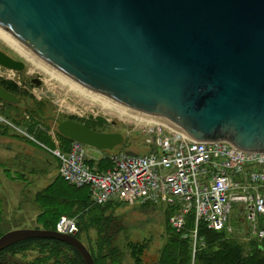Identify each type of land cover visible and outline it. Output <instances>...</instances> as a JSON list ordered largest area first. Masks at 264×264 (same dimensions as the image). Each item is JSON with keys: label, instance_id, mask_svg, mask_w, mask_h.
I'll use <instances>...</instances> for the list:
<instances>
[{"label": "water", "instance_id": "95a60500", "mask_svg": "<svg viewBox=\"0 0 264 264\" xmlns=\"http://www.w3.org/2000/svg\"><path fill=\"white\" fill-rule=\"evenodd\" d=\"M0 29L108 101L197 142L264 153V0H0ZM0 66L25 67L3 51ZM0 101L25 103L1 85ZM55 123L60 135L97 150L124 141L74 120ZM37 238L63 242L94 264L78 238L51 230L7 231L0 252Z\"/></svg>", "mask_w": 264, "mask_h": 264}, {"label": "built area", "instance_id": "2783aa9c", "mask_svg": "<svg viewBox=\"0 0 264 264\" xmlns=\"http://www.w3.org/2000/svg\"><path fill=\"white\" fill-rule=\"evenodd\" d=\"M1 71L0 78L5 79L13 72ZM143 118L142 133L150 151L134 156L123 151L112 154L111 167L104 172L90 168L86 147L79 142L72 141L65 152L59 147L49 149L1 116L0 124L49 152L58 162L60 177L72 186L87 187L93 204L174 200L181 203L169 219L176 231L193 212L195 229L203 221L210 230L228 233L232 232L228 219L233 205L241 208L251 225L252 238L263 240L264 228L259 227L258 220L264 217V153L243 152L225 142H197L157 118ZM55 231L76 235V220L61 215Z\"/></svg>", "mask_w": 264, "mask_h": 264}, {"label": "rangeland", "instance_id": "374dc122", "mask_svg": "<svg viewBox=\"0 0 264 264\" xmlns=\"http://www.w3.org/2000/svg\"><path fill=\"white\" fill-rule=\"evenodd\" d=\"M0 51L24 63L25 67L22 71L12 72L10 75L3 71V74L10 77L0 79L14 82L21 88L24 94L19 97L24 98L25 103L18 104V110L26 120L32 117L27 109L39 111L42 120L33 121L37 122L36 128L45 131L54 146H60L56 120L69 119L88 125L91 120L98 118L103 119L107 125L104 131L120 133L124 142L111 151L85 146L87 164L90 162L88 165L92 168L98 169L97 163L104 159L111 163L110 155L121 151L131 150L138 155L150 151L151 146L145 144L142 133V121L145 122L143 120L145 115L132 113L126 108L119 111L117 107L106 106L90 94H83L77 89L70 88L66 83L27 61L1 39ZM1 70L4 69L0 68V73ZM33 79H37L39 84L33 83ZM5 120L16 126L10 119ZM16 127L31 134L21 126ZM6 128L0 127V211L4 226L2 230L33 228L38 214L37 207L32 202L33 196L58 177L56 163L50 155L34 146L25 137L18 135L14 129ZM17 176H20V179ZM174 204L179 211L181 203ZM106 208L105 218H108V221L113 220L111 225H117L116 228L109 230V234L114 236L115 234L112 233L118 228L123 229L115 235V244L123 254L122 264H134L129 243L144 246L140 255L141 264H154L170 230L165 203L140 205V200L137 199L134 204H114ZM228 225L232 228L230 233L232 237L241 241L252 238L251 225L246 221L241 208L232 205ZM258 225L262 226V220H258ZM80 240L86 248L95 250L97 233L94 229L86 231L85 234L80 235ZM25 258L32 257L29 254Z\"/></svg>", "mask_w": 264, "mask_h": 264}, {"label": "trees", "instance_id": "16d2710c", "mask_svg": "<svg viewBox=\"0 0 264 264\" xmlns=\"http://www.w3.org/2000/svg\"><path fill=\"white\" fill-rule=\"evenodd\" d=\"M0 85L18 98L24 94L14 82L0 79ZM18 106L8 103L2 105L0 101V116H3L4 119H10L16 126H21L33 134L32 137L47 148L54 149L55 146L50 137L46 136L45 131L36 128L37 122L33 121L38 120L39 122V120H42L40 112L27 109L32 117L30 120H26L25 116L18 110ZM0 125H3L0 127L5 129L8 127L4 124ZM83 125L96 132L104 131L103 129L107 126L103 119H94L90 121V124ZM58 136L60 137V146L58 147L61 151H67L72 140L59 133ZM29 141L50 155L55 160L58 170L57 160L34 141ZM96 166L99 168H93L95 171L104 172L111 167V163L104 159L99 161ZM5 171L8 173L7 170ZM17 178L20 179V176H17ZM32 202L38 210L36 225L33 228L54 231L55 224L61 215L74 218L78 226V233L75 237L79 240L80 235L85 234L86 231L94 229L97 233L95 250L87 248L94 264L123 263V254L115 244V235L123 229L118 228L116 232L112 233L115 234L114 236L109 234V230L116 228L117 225H111L113 220L108 221L104 212L107 206L120 205L124 202L110 201L103 205L93 204L87 187L72 186L65 182L59 174L50 184L34 194ZM174 203H176L174 200H168L165 203L168 222L170 217L178 212V208ZM143 204L154 205L157 203H142L140 205ZM260 220H262L261 228H264V217H261ZM169 226L170 230L166 234V241L160 249L158 259L154 264H264V239L260 241L251 238L248 241H241L232 237L226 230L213 231L208 229L203 221H200L195 229L193 212L187 214L184 227L180 231L173 229L170 224ZM3 228L0 211V236L10 231L2 230ZM128 247L134 264H141L140 255L144 246L129 243ZM29 254L32 258H25ZM0 264L85 263L78 252L69 245L54 239L37 238L17 242L2 250L0 252Z\"/></svg>", "mask_w": 264, "mask_h": 264}, {"label": "bare ground", "instance_id": "6f19581e", "mask_svg": "<svg viewBox=\"0 0 264 264\" xmlns=\"http://www.w3.org/2000/svg\"><path fill=\"white\" fill-rule=\"evenodd\" d=\"M0 39L2 41H4L5 43H7V45H9L10 47H12L13 49H15L21 56H23L27 61L31 62L33 65H35L36 67H38L39 69L43 70L44 72L48 73L50 76L57 78L58 80L66 83L67 85L70 86V88H74L79 90V92L83 93V94H90L92 95L93 98L98 99L100 101H102V103L106 104V106H111V107H117V109L119 111L121 110H126L124 107H121L111 101H108L92 92H89L88 90L78 86L76 83H74L73 81L69 80L68 78L58 74L55 70H53L50 66L46 65L45 63H43L42 61H40L39 59H37L36 57H34L33 55H31L29 52H27L24 48H22L20 45H18L15 41H13L6 33H4L1 29H0ZM98 102V101H97ZM121 109V110H120ZM132 113H136L135 111L129 110ZM128 111V112H129ZM122 114H124L123 112H121ZM139 114V113H136ZM126 115V114H124ZM145 117V116H144ZM155 118V117H152ZM160 120V119H159Z\"/></svg>", "mask_w": 264, "mask_h": 264}, {"label": "flooded vegetation", "instance_id": "af4514ba", "mask_svg": "<svg viewBox=\"0 0 264 264\" xmlns=\"http://www.w3.org/2000/svg\"><path fill=\"white\" fill-rule=\"evenodd\" d=\"M11 58H12V57H11ZM95 119H98V118H95ZM99 132L111 133V132H106V131H99Z\"/></svg>", "mask_w": 264, "mask_h": 264}]
</instances>
